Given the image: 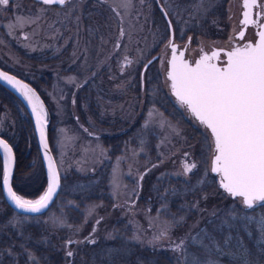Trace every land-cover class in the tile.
Instances as JSON below:
<instances>
[{"label":"rangeland","instance_id":"rangeland-1","mask_svg":"<svg viewBox=\"0 0 264 264\" xmlns=\"http://www.w3.org/2000/svg\"><path fill=\"white\" fill-rule=\"evenodd\" d=\"M241 11V0H69L63 6L10 0L7 11L0 13V67L31 81L45 95L49 126L53 116L52 151L60 177L72 190L82 187L79 181L99 174L108 189V200L101 199L99 191L97 200H87L95 193L90 185L85 192L80 191V200L70 199L63 210L44 213H48L44 220L57 228V233L66 235L58 248L69 259L67 264L74 262L76 251L71 244L78 246L88 238L110 240L116 223L129 229V240L141 248L172 253L193 227L198 228L200 219L213 213L221 218L213 227L223 233L221 243L211 241L219 249L231 248L233 229L240 234L235 245L241 242L246 248L244 233L264 246L261 204L248 209L241 198H231L224 191L226 208L208 203L214 198L220 201L222 195L205 193L199 201L192 199L196 217L185 226H179L173 218L176 214L169 211L168 194H161L163 202L154 212L151 206L147 210L139 203L141 186L151 177L147 187L159 194L161 190L169 194L180 190L181 182L191 178L192 171L185 172V163L198 164L196 183L200 187L212 180L218 184L217 176L211 173L214 139L209 129L182 108L171 92L166 76L170 29L164 13L173 25L175 41L181 47L190 41L192 54L204 46H225L239 31ZM154 55L158 58L142 76L143 66ZM13 132L12 116L0 108V135L12 138ZM104 137L122 139L106 148ZM34 166L38 168V162ZM75 174L79 181H73ZM68 193L71 197L78 194ZM236 206L249 211L240 220ZM11 209L8 217L20 232L25 224H37L44 215ZM64 209L81 213L79 223ZM5 210L0 207V211ZM198 229L209 231L207 226ZM205 235H192L191 244L206 247ZM69 251L71 257L66 254ZM188 251L189 246H183L180 260H190ZM38 262L30 254L26 264ZM8 263L15 264L11 260Z\"/></svg>","mask_w":264,"mask_h":264},{"label":"trees","instance_id":"trees-1","mask_svg":"<svg viewBox=\"0 0 264 264\" xmlns=\"http://www.w3.org/2000/svg\"><path fill=\"white\" fill-rule=\"evenodd\" d=\"M40 95L47 104L45 95L42 92H40ZM0 108L9 112L12 116V122L14 123V136L10 138L3 135V137L11 143L16 158V167L12 181L13 188L18 194L26 198H36L45 189L47 180L30 116L22 102L2 85H0ZM52 124L53 116H51V125L48 129V138L53 150ZM118 137H116V139L104 137L103 141L106 148L112 147L115 141L122 139V137ZM35 162H38V168H35ZM195 165L196 167L192 169L191 173H189V176L191 177L190 180L181 182L182 186L180 190L176 191L174 194H169L168 190H166L168 193H164L165 191L161 190L159 194L155 189L148 188L147 185L153 178L151 177L149 181H147V179L141 186L142 195L139 199V203L147 210H150L152 207L151 211L154 212L156 207L163 202L161 199V196L163 195L161 194H168L166 197L170 198V201L168 202L171 207L169 211L174 215L176 214V216L173 217L175 218L176 223L179 226H185L189 221H194L196 211L192 210L193 200L197 199L199 201L205 193H208L209 195L213 194L214 196L216 194L218 197L219 195H222L221 193L223 192L215 180H212L211 183H206V185L201 187L197 185L196 180L199 178L198 164L195 163ZM2 172V159L0 156V207L3 206L7 209L5 210L6 212L0 211V264H9V260L12 262L14 261L15 264H26L30 254L37 257L39 264H67L70 262L69 259H65L64 253L58 248V244L65 240L66 235L62 231L57 233L56 231L58 229L50 226V222L44 220V218L48 216V213L40 216V222L37 224H25V229H23L22 232L18 231L16 226L12 225L8 217L10 216L12 209L5 201L2 193ZM61 179L62 191L59 193L57 200L48 211L49 213L51 211L59 212L60 210H63V206H66V202H70V199L80 200V191H84L86 189L85 187L90 185H92V187L94 186L93 190L95 193L92 192L87 200H97L95 197L97 191L101 193V199L108 200L106 182L99 179V174L90 176L82 181H79L78 176L75 174L73 181H79L82 184V187L79 185L74 186L71 187L72 190H70L65 184L64 179ZM180 181L181 180H179V182ZM191 186L193 187L188 189ZM174 187L180 186L176 185ZM68 191H75L78 194H76L75 197H71L69 196ZM80 194H82V192ZM226 199L227 198L223 196L220 201L214 198L213 200L208 201V203L217 204V206L220 205V207L223 206V208H226ZM228 199L233 202V199L230 197ZM60 206L62 207L60 208ZM236 207L238 209L235 210L238 220L242 218L243 213L249 212L246 209H242L238 206ZM260 207L264 209V204H261ZM64 212L67 214L71 211H69V209H64ZM68 216L73 219L72 221L78 222V218L82 216V214L79 212H72ZM219 221H221V218L214 213L209 218L200 219L198 228L200 226H207L209 231L207 229L202 230L193 227L194 230L188 232L184 238L181 239L180 250H182L183 246H189L188 254L190 260L188 261L180 260L179 255L181 252L180 250H177V247L172 253L169 250L157 251L147 247L141 248L139 245L129 240V229L124 227V225H121V223H116V226H114L116 232L115 234L113 233V237L110 240L103 241L100 238H88L80 242L78 246L71 244L70 247L73 250L75 249L76 252L73 255L74 258L72 257L73 259H70H72V261L74 260L73 264H200L201 262H212L216 264H264V246L249 239L244 233L246 248L243 247V244L240 245L241 242H238V244L235 245L236 238L240 236L235 229H233L232 239L230 238L231 248L227 249L223 247L219 249L217 245L212 244V240L220 242V238L223 237V233L221 234L217 229L214 230V225L219 224ZM242 230L244 231L245 229L240 228V231ZM197 233L199 235L206 234V247L205 245L195 247V245L191 244L192 240L190 237ZM209 236L215 239H212ZM192 250H194L196 254H194ZM3 253L5 256L1 255Z\"/></svg>","mask_w":264,"mask_h":264},{"label":"snow or ice","instance_id":"snow-or-ice-1","mask_svg":"<svg viewBox=\"0 0 264 264\" xmlns=\"http://www.w3.org/2000/svg\"><path fill=\"white\" fill-rule=\"evenodd\" d=\"M40 2L43 5L63 6L66 0ZM9 3L10 0H0V11L7 8ZM253 6L260 7L257 0H245V8L250 10ZM244 16V23H249L250 11H246ZM17 19L23 22V18ZM168 23L171 26V22ZM169 43L172 48L169 79L175 96L201 124L210 129L214 138L215 153L211 170L222 177L220 183L224 191L232 197L241 198L248 208H253L257 203L264 204V31L259 32L257 44L249 43L227 52L224 67H218L213 62L220 55L217 51L211 56L203 55L193 66L183 59L182 54L177 57L176 45L171 40ZM0 80L16 88L31 105L41 142L47 149L46 113L39 97L27 85L3 72H0ZM0 149L7 160L4 186L15 207L26 213H41L47 209L60 187L59 173L51 156H48L50 183L47 191L39 199L32 200L18 195L11 187L14 164L12 148L0 139ZM195 167V163L184 165L185 172H191ZM180 248L178 244L177 250ZM67 255L71 257L73 253L69 251Z\"/></svg>","mask_w":264,"mask_h":264},{"label":"water","instance_id":"water-1","mask_svg":"<svg viewBox=\"0 0 264 264\" xmlns=\"http://www.w3.org/2000/svg\"><path fill=\"white\" fill-rule=\"evenodd\" d=\"M244 4H245V0L243 2V10H242V17H241V22L244 23L245 21V16H244V13L246 11H250V16L248 17L249 19V23L251 22V18H252V9L253 7L249 10L248 8H245L244 7ZM166 16V19L168 20V22L170 21L168 15H165ZM245 24L244 23V29L246 28V26L249 24ZM170 28V40L171 42L174 41V30H173V25L171 23V26H169ZM244 29L242 31H240L238 33V36L239 37H242L243 34H244ZM260 31H264V20L263 22L261 23V26H260V29L258 31V34H257V38L255 40V42H252L251 44L255 45L259 42V32ZM176 45V49H177V46L178 44L177 43H174ZM234 50V49H233ZM216 51L218 52H224L225 54L229 51H232V50H228V49H224V48H216ZM181 54L183 55V59H185V49H181L179 52H176V55L177 57H180ZM157 56H154L152 57L144 66H143V69H142V76L144 75L146 69L148 68V66L156 59ZM201 58H197L193 63H190L188 60H186L187 62H189L190 64H192L193 66L195 65L196 62H198ZM171 60H172V48H171V55H170V58H169V62H168V70H167V73H166V76L167 78L169 79V75L171 73ZM226 61H227V55H226ZM216 63V62H215ZM217 64V63H216ZM226 65V63L222 66H220L219 64H217L218 67H224ZM0 72H3L9 76H12L14 77L16 80H19L22 84H25L28 86V88L32 89V91L36 94L37 97H39V101L43 104V107H44V111L46 113V127H45V139H46V142H47V149L44 148V145L43 143L41 142V139H40V132H39V128L37 126V123H36V117H35V114L32 112V108H31V105L28 104L27 100L20 94V92L14 88L12 85L8 84L7 81L5 80H0V85H2L3 87H5L7 90H9L10 92H12L21 102L22 104L24 105L25 109L27 110L29 116H30V119H31V122H32V125H33V129H34V133L36 135V139H37V143H38V148H39V152H40V157H41V160H42V164H43V167H44V171H45V175H46V180H47V184H46V187L44 189V191L35 199H39L42 195H44V193L47 191V188H48V185L50 183V174H49V169H48V164H49V161H48V156H51L52 158V162L53 164L55 165L56 169H57V172L59 173V177H60V172H59V169H58V165H57V162H56V159H55V156H54V153L52 151V148H51V145H50V142H49V138H48V128H49V124H50V118H49V112H48V108H47V105L44 101V99L42 98V96L40 95V93L36 90V88L30 84L29 82H27L26 80L20 78L19 76L9 72V71H6L4 70L3 68L0 67ZM170 81V87H171V84H172V81L169 79ZM171 92L173 94V96L177 99V97L175 96V93L171 87ZM178 100V99H177ZM195 117V116H194ZM196 118V117H195ZM197 119V118H196ZM198 120V119H197ZM199 121V120H198ZM210 131V129H209ZM211 133V131H210ZM212 135V134H211ZM0 139H3L6 143L9 144V146L12 148V152H13V156H14V164H13V167H12V174H11V177H10V185L11 187L13 188V185H12V181H13V176H14V172H15V167H16V158H15V153H14V150H13V147L11 145V143L3 136L0 135ZM214 139V138H213ZM47 153V155L45 154ZM214 153H215V148H214ZM0 155H1V158H2V165H3V175H2V193H3V197L5 199V201L8 203V205L10 207H12L14 210H16L17 212L19 213H22V214H26V215H42L44 213H46L51 207L52 205L55 203L59 193H60V190H61V177H60V187L59 189L57 190L55 196L52 198V201L51 203L48 205V208L47 209H44L41 213H26V212H23L22 210L20 209H17L14 205V203L10 200V198L8 197L7 195V189L5 188L4 186V174L6 172V168H7V160H6V157L4 156L3 154V150L0 149ZM214 155V154H213ZM213 157V156H212ZM211 162H212V159H211ZM211 173L215 176H217V181H218V184H219V187L224 191V189L222 188L221 186V179L222 177L220 175H218L217 173L213 172L211 170ZM14 190V188H13ZM15 191V190H14ZM16 192V191H15ZM225 192V191H224ZM226 194H228L227 192H225ZM18 194V193H17ZM19 195V194H18ZM229 195V194H228ZM231 198H239V197H232L231 195H229ZM25 198V197H24ZM25 199H28V198H25ZM35 199H32V200H35ZM260 203H257L256 205H258ZM245 205V204H244ZM246 206V205H245ZM246 208H248L246 206ZM248 209H251V208H248Z\"/></svg>","mask_w":264,"mask_h":264},{"label":"flooded vegetation","instance_id":"flooded-vegetation-1","mask_svg":"<svg viewBox=\"0 0 264 264\" xmlns=\"http://www.w3.org/2000/svg\"><path fill=\"white\" fill-rule=\"evenodd\" d=\"M36 2H38L39 4L41 3L40 0H34ZM69 1V0H66V2ZM242 2V10H243V2L244 0H241ZM257 3L260 5V7H255L253 6V9H252V18H251V22L246 26V28L244 29V23L241 22V17H242V11H241V16H240V19L238 21V25H239V31L235 33L234 35V38H231L229 39L225 46H215V45H212L210 48L208 47H201L197 53H190V41H186V43L181 47L180 44L178 42L175 41V33H174V41L172 43H177L178 46H177V51L176 52H179L181 49H185V59L188 60L190 63H193L197 58H202L203 55L207 54L209 56L212 55V53L214 51H216V48H224V49H228V50H233L237 47H244L245 45L249 44V43H252V42H255L256 38H257V34H258V31L260 29V26H261V23L263 22L264 20V1L261 2L260 0H257ZM42 4V3H41ZM10 5V3H9ZM8 5V6H9ZM7 6V8H8ZM52 6H60V5H52ZM7 8H4L2 11L3 12H6L7 11ZM0 11L1 14H3V12ZM164 16H165V13H164ZM244 29V34L242 37H239L238 36V33L240 31H242ZM250 34L252 35L253 37L252 38H246V36ZM169 41H170V35H169ZM168 46L170 48V55H171V46H170V43H168ZM218 52V51H217ZM220 55L219 57L213 61L214 63L216 62L217 64H219L220 66L224 65L226 63V54L224 52H219ZM154 56H157V55H154ZM158 58V57H157ZM26 81H28L29 83L31 84H34L32 83L31 81L27 80V79H24ZM37 90L38 92L40 93V89L37 85H33ZM88 94L87 91L84 92V97L85 95ZM91 99H92V96H90ZM173 98L175 99V101L182 107L184 108L186 111L189 112V109L185 106V105H182L174 96ZM92 101V100H90ZM169 103V102H168ZM171 106V104H169ZM172 107V106H171ZM167 108V106H166ZM148 170V169H147ZM141 184L139 183V186Z\"/></svg>","mask_w":264,"mask_h":264}]
</instances>
